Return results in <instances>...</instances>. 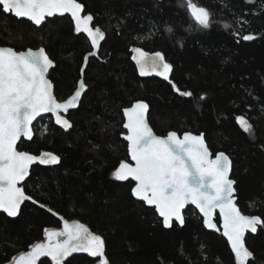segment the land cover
<instances>
[{
  "label": "trees",
  "instance_id": "1",
  "mask_svg": "<svg viewBox=\"0 0 264 264\" xmlns=\"http://www.w3.org/2000/svg\"><path fill=\"white\" fill-rule=\"evenodd\" d=\"M78 1L105 39L88 60L78 107L66 116L72 127L65 130L46 117L33 125L30 141L18 144L34 155L53 153L60 162L32 167L21 187L33 202L23 201L16 217L0 209V264L43 240L46 229L61 228L54 213L100 235L109 264H236L220 230H207L196 209L186 208L183 226L173 222L166 229L154 208L133 197L134 183L115 180L112 173L129 161L121 138L123 109L142 100L157 135L203 133L212 155L226 153L237 205L264 220V0H194L211 14L208 28L192 18L186 0ZM224 23L231 27L226 30ZM248 34L255 39L242 38ZM0 45L43 47L55 62L49 78L59 100L74 91L83 56L91 50L67 15L37 27L3 11ZM131 47L161 53L172 65L169 80L141 75ZM173 83L192 95H180ZM241 115L253 125L252 135L237 123ZM245 245L254 255L247 264H264V224L246 235ZM97 260L74 252L63 264ZM36 264L54 262L43 257Z\"/></svg>",
  "mask_w": 264,
  "mask_h": 264
},
{
  "label": "snow or ice",
  "instance_id": "2",
  "mask_svg": "<svg viewBox=\"0 0 264 264\" xmlns=\"http://www.w3.org/2000/svg\"><path fill=\"white\" fill-rule=\"evenodd\" d=\"M186 6L200 26H210L211 14L206 8L194 0H186ZM82 10L83 5L78 0H0V11L11 13L16 18L26 17L35 25H41L46 17L70 14L75 31L86 33L92 47L98 49L100 41L105 39V32L99 26L93 28L94 17L91 14L81 15ZM240 20L247 23L243 17ZM223 26L226 30L231 27L228 23ZM242 38L253 40L255 36L248 34ZM132 51L135 53L132 59L140 67V74L146 75L144 66L148 54L140 48H133ZM163 61L162 54L155 53L152 67L159 69L157 75L169 80L172 65ZM53 66L54 62L43 47L17 51L13 47L0 46V209L9 217L19 214L23 201L32 200L18 186L29 175L30 165L36 161L40 164L60 162V157L53 153L35 156L18 151L17 141L21 136L31 139L30 124L43 112L54 113L56 123L65 130L70 129L71 122L64 119L60 112L76 107L86 89L81 79L74 94L59 102L53 95L51 81L47 79L48 70ZM172 87L182 96L192 95L190 91L181 92L174 83ZM148 107L144 101H136L131 107L123 109L127 118L123 127L128 130L124 139L128 141V154L134 163L121 161L112 173L113 178L118 181L134 180L132 195L154 206L163 218L165 228L172 226L173 219L181 226L184 224L181 209L188 202L200 209L209 228L215 227L211 218L213 212L219 209L223 217V235L230 243L236 264H247L249 259H254V255L245 245V232L256 233L257 226L264 224V220L259 216L243 215L237 207L234 196L236 181L229 178L231 159L224 152L217 153L214 159L210 158L203 134L186 132L180 138L176 132H169L167 137L156 136L145 119ZM236 120L244 132L253 134V125L245 116H238ZM45 237V242L31 245L29 251L13 257L9 264H36L42 256L50 257L54 264H63L73 252L88 253L99 258V264H109L104 239L83 224L70 225L64 221L63 230L46 229ZM58 237L66 239L59 240Z\"/></svg>",
  "mask_w": 264,
  "mask_h": 264
},
{
  "label": "water",
  "instance_id": "3",
  "mask_svg": "<svg viewBox=\"0 0 264 264\" xmlns=\"http://www.w3.org/2000/svg\"><path fill=\"white\" fill-rule=\"evenodd\" d=\"M79 2V1H78ZM80 3V2H79ZM83 5V4H82ZM6 14H11V13H6ZM12 16H14L13 14H11ZM69 16V18L71 19V21H72V23H73V25L75 26V23H74V21L72 20V18H71V16H70V14H67V13H65L63 16ZM81 15H84V6H83V10H82V13H81ZM15 17V16H14ZM54 17H62L61 15H54V16H52V17H46V19L42 22V24H44L48 19H52V18H54ZM16 18V17H15ZM17 19H24V20H26V21H29L30 23H32L34 26H37V27H40L41 25H35L31 20H29L28 18H26V17H22V18H17ZM81 33H83V32H81ZM85 36H86V38L89 40V43H90V46H91V50L89 51V52H87V53H85V55L83 56V61H82V64H81V67H80V72H79V78H78V80H77V83H76V87H75V89H74V91L68 96V97H66L65 99H63V100H59V99H57V97L55 96V93H54V84H53V82L51 81V79L49 78V73H50V71L54 68V66H55V62H54V66L53 67H51V68H49V70H48V73H47V79L48 80H50L51 81V83H52V92H53V95L56 97V99L59 101V102H63V101H65V100H67L70 96H72L73 94H74V92H75V90H76V88L78 87V84H79V81L81 80V79H83L84 80V72H85V68H86V66H87V63H88V60H89V58H91V57H96L97 55H98V52H99V49H100V46H99V48L98 49H94L93 47H92V45H91V40L88 38V36H87V34L86 33H83ZM100 43H101V41H100ZM1 46V45H0ZM9 47V46H8ZM39 48H41V47H38V48H35V49H33V48H27V49H33V50H37V49H39ZM133 48H136V47H131L130 48V51L132 52V54L133 55H135V53L132 51V49ZM27 49H24V50H17V51H26ZM47 53V52H46ZM89 53H94V55H89ZM148 54V59H147V61L145 62V66H144V71H146V72H148V74H154V75H157V71L159 70L158 68L157 69H153V67H152V64H153V57H154V54H149V53H147ZM49 56V55H48ZM88 57L87 58V60H85V57ZM84 69V71L83 72H81V69ZM83 94V93H82ZM81 97H82V95H81ZM81 99V98H80ZM138 101H142V100H138ZM79 102H80V100H79ZM136 102V101H135ZM134 102V103H135ZM145 102V101H144ZM146 103V102H145ZM133 104V103H132ZM132 104L130 105V106H128V107H131L132 106ZM78 105H79V103H78ZM78 105L76 106V107H74V108H71V109H69L68 110V112H63L62 110H61V112H60V115L64 118V119H67L66 118V116H67V114L69 113V111H72V110H74V109H76L77 107H78ZM128 107H126V108H128ZM148 112H149V107H148V111L145 113V119H146V121H147V123H148V125H149V127L152 129V127L150 126V124H149V122H148ZM123 116H124V114H123ZM46 117H52L53 118V120H54V122L56 123V116H55V114L54 113H51V112H43V113H40V115H38L32 122H31V124H30V128H31V131H32V137H31V139L33 138V136H34V130H33V125L36 123V122H38L39 120H41V119H43V118H46ZM127 122V118L124 116V122H123V124L124 123H126ZM57 124V123H56ZM57 125H59V126H61L62 127V125H60V124H57ZM123 129H124V133H122L121 134V138L126 142V144H127V151H128V141L127 140H125L124 139V137L127 135V132H128V130L127 129H125L124 127H123ZM152 131H153V129H152ZM170 132H174V131H170ZM188 132H190V131H188ZM153 133L156 135V136H159V137H167V135H168V133H167V135H165V136H160V135H157L154 131H153ZM177 133V132H176ZM184 133H186V132H184ZM184 133H182V134H178L177 133V135L180 137V138H183V134ZM190 133H192V134H194V135H200V134H203V133H199V134H196V133H193V132H190ZM203 137H204V134H203ZM25 140V141H30L31 139H29L28 137H26V136H21V138L17 141V150L18 151H22V152H27V151H25V150H19L18 149V144H19V142L21 141V140ZM204 141H205V143H206V145H207V142H206V140H205V137H204ZM207 147H208V145H207ZM208 149H209V147H208ZM209 152H210V158H212V159H214L215 158V155L217 154V153H219V152H217L215 155H212V153H211V151H210V149H209ZM28 153H30V152H28ZM30 154H32V153H30ZM226 154V153H225ZM32 155H34V154H32ZM41 155V154H40ZM40 155H35V156H40ZM227 155V154H226ZM128 156H129V154H128ZM230 158V157H229ZM129 163H134L133 161H131V158H130V156H129V161H128ZM36 164H40L39 163V161H36V162H34L32 165H30V167H29V175H30V172H31V169H32V167L34 166V165H36ZM40 165H49V164H40ZM119 166V165H118ZM117 166V167H118ZM231 174H232V169H231V172H230V174H229V178L230 179H232V177H231ZM29 175L27 176V177H25V180L29 177ZM25 180L24 181H22L21 183H20V185H18V186H20L21 187V185L25 182ZM129 180H131L133 183H134V185H133V187L135 186V181L134 180H132L131 178H129ZM233 180V179H232ZM234 188H235V184H234ZM234 196H235V203H236V205H237V202H236V190H235V193H234ZM134 197V196H133ZM136 200H138V201H141V200H139L138 198H136V197H134ZM27 201H32L33 202V200H27ZM141 202H143V201H141ZM147 207H151V208H154L155 209V207L154 206H149V205H147L145 202H143ZM193 207L194 209H196L197 210V212L199 213V215L201 216V218H202V221H203V225H204V227L207 229V230H209V231H212V232H217V231H219L220 230V233L222 234V236L225 238V240L227 241V243L229 244V246H230V243H229V241H228V239H227V237L226 236H224L223 235V231H224V229H223V217L221 216V214H220V211H219V209H216L214 212H213V215H212V218H211V222L215 225V227L214 228H209L207 225H205V223H204V216H203V213L200 211V209L195 205V204H193V203H191V202H188V203H186L185 204V206L181 209V216L183 217V219H184V211L186 210V208L187 207ZM237 207L239 208V206L237 205ZM240 209V208H239ZM156 211V210H155ZM241 211V210H240ZM156 213H157V215L159 216V214H158V212L156 211ZM241 213L243 214V215H247V214H244L242 211H241ZM54 215L61 221V223H62V226H61V228H59V229H55V230H58V231H61V230H63V227H64V221H67L70 225H75L76 223H79V224H83V223H81V222H79V221H77V220H72V221H68V220H66V219H64L63 217H61L60 215H57V214H55L54 213ZM216 215L219 217V224H217L216 223V221H215V218H216ZM248 216H256V215H248ZM159 218L162 220V224H163V218L162 217H160L159 216ZM173 222H176L179 226H181L180 225V223H179V221H176L175 219H173V221H172V223ZM84 225V224H83ZM184 225V224H183ZM182 225V226H183ZM261 225V224H260ZM260 225H258L257 226V231H258V227L260 226ZM163 226H164V224H163ZM87 227V226H86ZM88 228V227H87ZM171 228V227H170ZM166 229H169V228H166ZM90 231V230H89ZM91 232V231H90ZM255 234V233H252L250 230L249 231H246L245 232V238H246V235L247 234ZM257 233V232H256ZM63 239H66V237H63L61 240H63ZM45 240H46V237L44 236V239L43 240H41V241H39V242H45ZM38 243V242H37ZM230 248H231V246H230ZM30 250V249H29ZM28 250V251H29ZM27 252V251H26ZM17 256H19V254L17 255ZM16 256V257H17ZM43 257H48V256H42V257H40V258H43ZM68 257V256H67ZM39 258V259H40ZM50 258V257H49ZM38 259V260H39ZM37 260V261H38ZM37 263V262H36Z\"/></svg>",
  "mask_w": 264,
  "mask_h": 264
},
{
  "label": "rangeland",
  "instance_id": "4",
  "mask_svg": "<svg viewBox=\"0 0 264 264\" xmlns=\"http://www.w3.org/2000/svg\"><path fill=\"white\" fill-rule=\"evenodd\" d=\"M193 18V17H192ZM194 19V18H193ZM63 237H58L57 239L61 240ZM74 253V252H73ZM95 264H99V258Z\"/></svg>",
  "mask_w": 264,
  "mask_h": 264
}]
</instances>
